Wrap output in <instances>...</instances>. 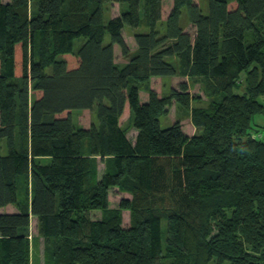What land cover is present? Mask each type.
Masks as SVG:
<instances>
[{"label": "trees", "instance_id": "trees-1", "mask_svg": "<svg viewBox=\"0 0 264 264\" xmlns=\"http://www.w3.org/2000/svg\"><path fill=\"white\" fill-rule=\"evenodd\" d=\"M178 75L211 102L164 94ZM261 96L264 0H0V264H31V237L46 264H264ZM173 101L194 134L161 126Z\"/></svg>", "mask_w": 264, "mask_h": 264}, {"label": "rangeland", "instance_id": "rangeland-1", "mask_svg": "<svg viewBox=\"0 0 264 264\" xmlns=\"http://www.w3.org/2000/svg\"><path fill=\"white\" fill-rule=\"evenodd\" d=\"M4 1H10V0H4ZM201 4H202L204 11L207 12L208 11V0H201ZM127 9H128V5L126 3H123V4L114 3L113 4V2H107L104 4V19L105 21H108L111 17L116 16L120 14L121 11L127 10ZM29 11H30V14H33L35 12L34 4L30 6ZM184 20L186 22V18H184ZM185 24L188 26V29L192 33H194L195 31L194 26H192V24H189V25L187 23ZM145 30H148L146 26H142L140 28H132L126 25L124 27V36H125L126 42L128 43V45L130 46L132 50H135L137 47L136 40H135V33L137 31H145ZM106 41L107 42L109 41V37L106 38ZM115 57H116V62L120 65L126 62V59L123 57L121 47L119 45H115ZM167 77H170V76H165V78ZM182 80H183V77L180 75H178L177 78H168L167 81L164 80L165 84L163 85L162 92L164 94H169L170 90L173 87H179V84ZM189 91L194 97H197V99H195L192 102L193 106H206L209 104V102H211L212 98L208 94L209 91L207 90V84L204 79L194 80V79L189 78ZM259 99L264 102V96H261ZM83 111L84 110L82 109H74L73 111L74 121L78 124H80L78 119H81V121L84 123H88L90 122V118H92V116L94 118V114H91L90 116L89 112H87L85 117L80 118L79 114L83 113ZM126 119L124 120V127H126L127 129L128 136L132 140H134L135 135H136V130L131 124V117L128 120ZM176 120L181 121L183 125V129L188 134H193L197 131L192 123L190 111L184 110L176 101H173L172 105L170 106L168 114L163 115L160 118L161 126L167 127ZM252 123L255 126V128L260 129L259 136H264V127H261V125L264 126V114L255 115L252 120ZM7 151H8V148L6 146V142L4 141L2 148H1V152L5 154L7 153ZM107 164H108L107 160L105 159L101 160L100 157L97 158V170H98L97 177H100L103 174V172H105V170L107 169ZM118 201H119L118 196L114 195L113 203L115 204ZM158 207H161L164 209L168 208L166 201L159 204ZM166 222L167 220L164 219L163 220L164 227L166 226ZM32 231L34 233V227H32ZM30 240H31V264H46V257L44 253L45 251L44 240L38 239L37 237H33V238L31 237Z\"/></svg>", "mask_w": 264, "mask_h": 264}, {"label": "crops", "instance_id": "crops-1", "mask_svg": "<svg viewBox=\"0 0 264 264\" xmlns=\"http://www.w3.org/2000/svg\"><path fill=\"white\" fill-rule=\"evenodd\" d=\"M114 3H118V2H114ZM114 3H113V4H114ZM177 77H178V76H170V77L164 78V80L167 81L168 78H177ZM182 77H183V80L189 81V77H188V76H182ZM164 80H163V81H164ZM183 80H182V81H183ZM164 84H165V82H164ZM194 127H195V126H194ZM195 129L197 130L196 127H195ZM193 134H194V133H193ZM190 135H192V134H190ZM1 210H2V211H6V212H15V211H17V208H16L13 204H9V205L3 207Z\"/></svg>", "mask_w": 264, "mask_h": 264}]
</instances>
